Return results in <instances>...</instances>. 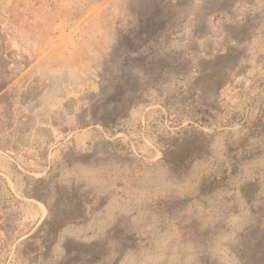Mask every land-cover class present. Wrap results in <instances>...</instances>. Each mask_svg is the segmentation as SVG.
<instances>
[{
  "label": "rangeland",
  "instance_id": "obj_1",
  "mask_svg": "<svg viewBox=\"0 0 264 264\" xmlns=\"http://www.w3.org/2000/svg\"><path fill=\"white\" fill-rule=\"evenodd\" d=\"M8 111L37 121L53 196L137 154L179 187L239 188L264 264V0H0ZM0 241V264L34 255Z\"/></svg>",
  "mask_w": 264,
  "mask_h": 264
},
{
  "label": "crops",
  "instance_id": "obj_2",
  "mask_svg": "<svg viewBox=\"0 0 264 264\" xmlns=\"http://www.w3.org/2000/svg\"><path fill=\"white\" fill-rule=\"evenodd\" d=\"M11 113L0 117V239H7L8 251L18 246L34 254L26 264H248L253 260L257 244L249 233L254 230V217L239 188L203 194L200 182L189 189L179 187L175 179L160 177L158 163H144L137 154L115 167L98 162L93 176L67 187L71 193L62 187L53 196L47 167L32 160L37 154L33 148L37 121L31 115ZM20 173L25 175L24 197L10 180Z\"/></svg>",
  "mask_w": 264,
  "mask_h": 264
},
{
  "label": "trees",
  "instance_id": "obj_3",
  "mask_svg": "<svg viewBox=\"0 0 264 264\" xmlns=\"http://www.w3.org/2000/svg\"><path fill=\"white\" fill-rule=\"evenodd\" d=\"M164 155H166V154L164 153Z\"/></svg>",
  "mask_w": 264,
  "mask_h": 264
}]
</instances>
